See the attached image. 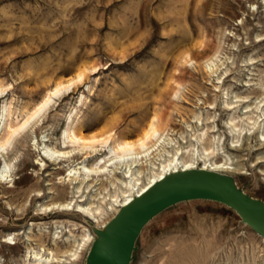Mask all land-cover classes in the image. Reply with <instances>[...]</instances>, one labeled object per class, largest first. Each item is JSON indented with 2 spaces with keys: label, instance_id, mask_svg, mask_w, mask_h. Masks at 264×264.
<instances>
[{
  "label": "rangeland",
  "instance_id": "1",
  "mask_svg": "<svg viewBox=\"0 0 264 264\" xmlns=\"http://www.w3.org/2000/svg\"><path fill=\"white\" fill-rule=\"evenodd\" d=\"M80 75L0 150V264H87L137 191L135 157L109 147L151 124L141 185L203 156L264 201V0H0V139ZM131 264H264V238L224 203L185 200L144 226Z\"/></svg>",
  "mask_w": 264,
  "mask_h": 264
},
{
  "label": "water",
  "instance_id": "2",
  "mask_svg": "<svg viewBox=\"0 0 264 264\" xmlns=\"http://www.w3.org/2000/svg\"><path fill=\"white\" fill-rule=\"evenodd\" d=\"M209 199L230 206L264 237V201L249 196L235 179L202 169L176 171L163 177L122 206L102 230L89 251L87 264H131L137 238L158 213L178 202Z\"/></svg>",
  "mask_w": 264,
  "mask_h": 264
},
{
  "label": "bare ground",
  "instance_id": "3",
  "mask_svg": "<svg viewBox=\"0 0 264 264\" xmlns=\"http://www.w3.org/2000/svg\"><path fill=\"white\" fill-rule=\"evenodd\" d=\"M82 80H83V76L80 75V76H78L77 80L72 81L68 87H65L64 84L58 85L56 87V89L53 90L44 99L43 102H41V104L38 106L36 111L30 116V118H28L24 122V124L21 127L14 129V127L11 124L8 125L7 128L9 129V134L11 135V137L8 138L6 141H4L3 139H0V150L6 151L7 145L9 143H11V140L14 138V136L18 132H20V130L24 129L28 125H31V123L37 117H40L41 114H43L45 111H47L50 108V106L53 104L54 99L56 97L60 96L63 91H69L71 89V87L74 86V84H76L77 82H80ZM2 93L3 92L0 90V96L2 95ZM5 112H6L5 117H9V118H7V120L10 121L9 119H10L11 115L9 114L10 113L9 108H6ZM157 134H158V129L156 128V126L154 124H151L149 131L140 140H138L137 143H133L130 141H116L114 146L109 147V154L114 155L117 160H123L124 161V159H126V157H135V158H131V160H135V162H132V164H130V166L128 164L129 171L127 172V174L128 175L130 174V178H129V176H127V178L132 180L130 185L134 190H137V191H134L132 195L127 196L126 200L123 201L122 204L117 206L118 209H120L122 206L126 205L129 201H131L135 197L141 195L144 191H146L149 187L154 185L156 182L160 181L163 177L167 176L168 174L174 173L176 171L189 170V169H202V170L205 169V170H209V171L221 172L223 170V168L225 170L224 165L213 162L211 160H207L206 158H203V156L195 158L194 163H189L185 159H182V158H174V159L168 161L167 164H163V165H161L160 168L156 169L157 173H155V176L152 179H150L146 184H144V186L141 185L140 178L137 176V173L132 171V166L134 164H136V157H138L140 155V152L138 153L136 150L139 147L142 149L147 148V145H148L147 143L151 139L157 137ZM66 136H67V139L69 141H72V142L79 143V142L85 141L82 137H79L74 133L70 134L67 132ZM104 144L107 145V142H105ZM54 153L59 154V156L57 157V160L59 158H61L62 156H64L63 153H60V152H54ZM126 160H128V159H126ZM122 162H120V163H122ZM9 175L11 176L10 171H8L6 169L2 170L1 176L3 178L6 176H9ZM138 187H139V189H137ZM62 207L67 208L69 206L63 205ZM77 208H78L80 213L87 214L90 217H92V216L95 217L93 211H91L88 206L77 205ZM73 256H75V255H73Z\"/></svg>",
  "mask_w": 264,
  "mask_h": 264
}]
</instances>
